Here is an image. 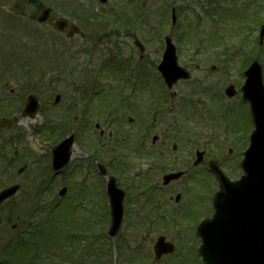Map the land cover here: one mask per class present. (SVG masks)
Listing matches in <instances>:
<instances>
[{
    "label": "rangeland",
    "instance_id": "1",
    "mask_svg": "<svg viewBox=\"0 0 264 264\" xmlns=\"http://www.w3.org/2000/svg\"><path fill=\"white\" fill-rule=\"evenodd\" d=\"M77 1L93 14L104 18L114 14L117 20L111 22L110 26L108 22L107 25L100 26L94 22L95 19L88 21L72 17L70 22L80 27L86 39H82L81 34L69 39L66 32L55 30L52 23L40 25L33 20L40 6L52 7L54 18L67 17L64 0H0V96L4 93L10 97V89L14 88L15 94L24 95L23 99L29 93H34L42 104L40 112L34 118L23 117L17 125L0 129V139L14 135L23 137L20 159L18 163L13 164L16 168L4 171L5 160L0 166V190L14 183L22 185L18 194L4 203L0 212V216L8 215L9 210L14 216L19 214L21 222L17 231L6 233L4 232L6 227H0V231L3 230L5 235V238L0 239V264H7L10 261L18 264L12 259L24 251V248L6 262L4 247L9 248L17 244L14 240L16 236L22 231L29 232L38 226L45 216L42 210L47 212L53 210L57 204L60 207L54 210V215L57 214V222L63 227L61 230L58 229L59 234L69 232L71 235L67 237L64 235L60 239L57 236V243L52 245L45 239L47 243L39 242L34 264H202L198 254L200 245L198 237L192 236L194 231L193 234L189 236L188 234L190 227H196L200 220L209 216V211H205L203 207H193L189 219L179 220L178 226L172 225L169 219L167 222L156 221L158 223L145 228L149 224L148 219L142 220L139 227V223L133 220L135 218L133 210L138 208L133 204V195L139 191L145 193L147 190L144 174L148 163H152L151 160L148 161V150L168 158L161 162L162 167L155 173L154 181H161L162 172L169 169L186 168L191 172H198L197 177L203 183L206 182V186L194 188L191 197L195 193H200L199 197L206 206L209 204L208 193L214 185L218 188L216 179L210 173H206L208 161H219L228 176H235L241 171L239 162L253 128L241 93L228 98L224 90L230 83L239 90L244 82L243 71L251 59L255 58L264 64V43L259 44L260 28L264 24V0H107L105 3L100 0ZM172 6L176 7L178 16L175 25H172L171 19ZM223 6L229 10L224 12V14L227 12V15L224 23H220L222 29L214 25L216 21L201 15L205 9L211 7L216 8V15L220 14ZM198 16L203 18L201 26L198 25L201 21H198ZM167 35L173 38L177 46L179 64L191 72L189 81L180 82L173 87V90L177 91V96L171 100L170 90L166 88L157 70L165 48L164 38ZM135 39L144 44V52L134 44ZM235 43L245 45V48L250 44L252 52L247 55L245 49L238 55L226 53L225 48ZM108 58L117 67L115 72L122 75L126 72L129 84H150L153 112L155 110L160 112L161 104L164 109V114L153 122L152 130L148 129L146 122L150 123L151 117L145 104L143 108L138 109L139 118L137 115V117L133 114L127 115L133 118L132 122L123 114L124 124L102 125L107 131L118 130L122 137L125 131L127 140L119 142L117 153L121 158L118 163L115 160L116 164L120 163L123 171H116L114 168L108 172L109 175L115 176L119 185L127 191L123 222L114 238L108 235L111 219L107 196L99 198L102 205L96 207L99 209L105 204L103 210L105 217L98 220V216L93 217L92 214H87V211L85 213L81 210V207L88 210L96 207L81 198L84 196L77 195L79 187L96 186L97 182L101 183L106 191L107 177L100 176L96 166L111 159L106 153L95 156L88 146L90 144L83 143L78 128V125L82 124L81 119L74 120L64 116L69 108L76 114L77 109L84 107L86 103L82 100V95L86 85L93 91L92 85H96V88L107 83L106 74H110L112 70L109 72L105 66L106 72H101L99 67L104 68L103 65ZM125 93L128 94L129 91L126 90ZM56 94L61 95L58 103H54ZM147 97L145 92L143 98L147 100ZM187 97L195 100V104L187 105L185 110H181L184 105L182 101ZM74 102L79 103V106L77 107ZM89 107V124L84 119L86 124L84 129L87 127L85 133L88 137L90 135L89 139H98L99 129L95 126L100 123V115L96 112L95 98L90 101ZM211 115L213 119H210ZM2 117L0 110V119ZM59 124L63 125L60 131L62 134L58 135L56 129L48 130L51 127H58ZM46 132L55 135H51L53 137L50 138L46 136ZM72 133L76 137L79 135L73 147L75 160L72 165H68L65 172L56 176L52 168H48L47 159L41 156L49 155L52 146ZM154 135H158L159 139L152 147ZM173 145H177L176 152ZM140 148L145 154L138 151ZM97 149L98 147L94 148L96 153ZM102 149L101 151L104 150ZM196 150H205L207 153L205 165L197 168L193 164ZM13 152L14 149H11L10 153ZM174 159L177 163L172 166ZM78 162L80 166L76 167L75 164ZM88 165L91 166L90 169L87 168ZM21 167L25 168L23 173L19 174L17 171ZM51 177L54 178L51 185L47 187L45 185L42 189V181H49ZM212 182L214 183L211 184ZM63 186H67L68 189L61 197L59 191ZM184 190L182 185L178 186L174 189L173 197ZM189 196L187 194L185 198L181 197L177 203L179 207L187 203ZM76 203L80 209L72 211ZM169 203L175 204V199ZM92 204L94 205V201ZM147 210L148 208L144 210V215ZM69 213L70 216L73 213L75 223L67 227L66 223L69 221H65V218ZM31 214L35 223L29 227ZM171 214L172 210L170 217ZM46 217H49L48 213ZM84 222L88 223L85 225ZM47 234L48 239L53 237L50 232ZM160 235H165L167 240L175 244V251L156 260L153 246ZM22 260L23 258H18L19 264H32L24 263Z\"/></svg>",
    "mask_w": 264,
    "mask_h": 264
},
{
    "label": "water",
    "instance_id": "2",
    "mask_svg": "<svg viewBox=\"0 0 264 264\" xmlns=\"http://www.w3.org/2000/svg\"><path fill=\"white\" fill-rule=\"evenodd\" d=\"M49 12L50 9H44L38 16V21H45ZM172 16L175 23V9H173ZM66 25L64 20H58L55 27L64 29ZM76 31L77 27L73 26L69 35H73ZM260 36L263 41L264 26ZM165 40L166 50L158 69L171 88L180 78H188L189 72L178 64L176 47L172 39L166 37ZM136 44L143 50L139 41H136ZM245 75L247 79L242 88L243 98L250 103L255 129L241 162L244 175L240 180L232 182L220 170L217 163H210L211 170L217 174L221 182V190L214 199L215 216L211 220L204 221L198 228V234L203 241L199 252L206 264H264V81L262 65L256 61L253 62ZM227 94L230 96L235 94L233 86L227 89ZM59 99L58 95L56 101ZM38 110L39 102L34 95L30 94L24 112L33 117ZM0 124L4 125L5 121H1ZM72 143L73 138L69 137L54 149L53 165L56 169L68 161ZM203 155L204 152H197L198 158L195 164L202 161ZM181 175L182 172L169 174L164 177L165 183ZM16 189L17 187H12L2 191L0 202L12 195ZM64 191L65 189L61 193ZM109 193L113 216L109 233L114 236L121 225L124 197V193L116 187L114 178L110 180ZM232 221L238 224L234 228L229 225ZM173 250V245L165 242L164 237H160L155 245L157 257Z\"/></svg>",
    "mask_w": 264,
    "mask_h": 264
},
{
    "label": "flooded vegetation",
    "instance_id": "3",
    "mask_svg": "<svg viewBox=\"0 0 264 264\" xmlns=\"http://www.w3.org/2000/svg\"><path fill=\"white\" fill-rule=\"evenodd\" d=\"M64 11L67 14V17L64 16H59L57 18H54V10L52 7H48V6H40V10L36 15V19L38 18V16L40 15L41 11L44 8H49L50 12L49 15L46 19V21L40 23V25L42 24H47V23H52L53 27L55 30L60 31V32H66V36L69 39H74L77 35L81 34V38L82 39H86L84 37V35H82L81 33V29L80 27L76 24V23H72L70 22V18L72 17H77L78 19H82V20H90V19H95L94 22L97 23V25H104L102 24L101 21V16H99L98 14H93L92 11L89 12V10H85L83 6H81V4L77 1V0H64ZM58 20H64L66 22V26L64 29H58L55 27V24L57 23ZM126 24V23H125ZM76 25L77 26V31L73 34V35H69L70 30L72 29V27ZM135 41V40H134ZM106 53V52H105ZM108 54V53H107ZM143 57V55H142ZM105 66H107V70L110 72L112 70V72L108 75V79H106V84H102L101 86H98L95 88L94 85H92L93 87V91L90 90L89 85H86L85 89L83 88L84 94L82 95V100H84V102L86 103L84 105L83 108L81 109H77V112L75 114L74 111H72V108H69V110L65 111V118L69 116V119H81L82 121L78 125L79 128V133L80 135H82V139H83V143L85 144H90L88 145L89 148L91 150H93L94 155L96 154L97 156H99L98 154H103L107 155V157H109L111 160L109 161H105L106 163L103 164V168L105 171L111 172L112 168H113V163L115 162V160H119L120 156H118L117 153V146L119 145V141H120V137L118 134V130L116 131H107V129L102 126V125H106V124H124V119L123 118V114H125L126 116L128 114H133V115H137L138 113V109L140 110L141 108H143V105L145 104L149 115H150V123L149 121H146L148 123V129L152 130L153 129V122L155 121V116H154V112H153V96L152 93L150 91V84H138V85H131L129 84V77H127L125 75L126 72H124V74L122 75V73H117L115 72L116 68L114 66V63H112L111 59H107V61L105 62V65H103L104 68H102L101 66L99 67V70H101V72H106ZM128 67V66H127ZM109 68V69H108ZM105 77V76H104ZM182 81H179V83ZM149 83V82H148ZM6 87H8L6 85ZM128 90L129 93L126 94L125 91ZM16 90L14 88L10 89V97H7L6 95H4V93L0 96V109H4L3 112H1V114L3 115L2 118H6L8 121V125L5 127H0V129H6V128H10L13 127L17 124H13V120H15L16 118L18 119L16 123H18V121L20 119L23 118L22 116V110H23V103L25 104L26 98H24L23 94H15ZM146 92V96L147 100H145L143 98V96L145 95ZM139 93H140V97H139ZM149 93V95H148ZM239 93V91H238ZM237 93V94H238ZM58 94H56L57 96ZM60 95V94H59ZM55 96V98H56ZM61 96V95H60ZM237 96V95H236ZM12 97V99H11ZM38 97V96H37ZM13 98L15 100H13ZM54 98V103H58L55 101ZM95 98V100L97 101V113H99V118H100V123L96 124V129H99V135H98V139H89L88 134L85 133V131H87V127L84 126L86 125V123H88L89 121V116H88V111L90 109V101ZM40 101V100H39ZM41 103V101H40ZM76 104V106H79V103L74 102ZM23 105V107H22ZM42 106V104H41ZM6 108V109H5ZM18 108H20V110H18ZM75 110V107H74ZM129 112V113H128ZM140 112V111H139ZM90 113V112H89ZM127 113V114H126ZM161 114H163V109L161 108ZM138 116V115H137ZM136 116V117H137ZM20 119H19V118ZM91 118V117H90ZM129 121H133V118L127 116ZM139 118V116L137 117ZM140 118H142L140 116ZM84 119H86L87 121H85ZM136 120V118H134ZM85 121V122H84ZM89 124V123H88ZM61 124L58 125V127H54V129H58L59 126ZM66 127V126H65ZM68 128V127H66ZM84 131V132H83ZM73 134V133H72ZM86 134V135H85ZM74 138L75 140L78 139V137H76L75 134ZM87 138V139H86ZM0 140H2L0 142V163L5 160L4 163H6V166L4 168V171L8 170H12L13 168H16L15 165L18 163V160L20 159L21 156V151H22V142L17 139L15 136H10V137H3ZM97 140H98V145H97ZM156 141H151V146L153 147ZM143 143V142H142ZM99 146V151L97 149V153L95 152L94 148ZM142 145V144H140ZM88 146L85 145V148L88 149ZM104 150H103V149ZM11 149H14V152L11 154L10 151ZM101 149L103 151H101ZM142 150V149H141ZM174 151L176 152L177 150L174 149ZM232 150H230L231 152ZM144 154L145 152L142 151ZM95 155V156H96ZM163 155V154H162ZM162 155H156L155 152L148 150L147 151V156H148V161L151 160L152 163H148L147 165V170H146V175L148 177V187H147V194L149 195L150 200L152 201L150 209H149V217L150 218H164L167 215V205L169 202H173V200H176V197L174 198L172 194H174V189H176L178 186L182 185L183 189H185L184 191H180L176 194L177 195H181V197L189 194L190 196L187 198V203L181 204L180 207L179 205L173 204L176 209H178L179 211H187L190 210V208L193 209V207L190 205V203H188V200L191 197V193L192 190L195 188L197 189L198 187H202V186H206V182L203 183L201 180H199V178L197 177L198 172L194 171L191 172L189 171V169H184L186 170L185 175H183V177H181L178 180H173L171 182H169L168 184H163V176L166 173L169 172H174L177 171V169H169L166 172H162V176H161V181H154L155 178V173L160 171L161 169V162L168 159L166 156H162ZM75 160V156L73 154L71 161H69L70 165H72V163ZM168 161V160H167ZM174 161H176L174 159ZM155 162V164H154ZM3 163L0 164V166ZM152 164V165H151ZM163 165V164H162ZM76 167L80 166V162L75 164ZM98 167V173L100 174V176H104L100 173V167L99 165L96 166V168ZM25 167H21L18 169L17 173L22 174L24 170H22ZM88 169L91 168L90 165L87 166ZM179 170H183V169H179ZM243 174L242 171H239V173L235 176H230L232 180H237L241 177V175ZM215 178V176H214ZM104 180V178L102 179ZM214 182H212L211 184H213ZM14 184H18V186H20L19 191L21 190L22 185L20 183H14ZM215 186V185H214ZM104 187H105V182H104ZM92 188H96L98 190V194L99 196H102L104 193V189L101 185V183L99 184V182L96 183V186H92ZM216 188V187H213ZM171 189V192H170ZM18 191V192H19ZM195 193V192H194ZM195 196L197 197L198 194L195 193ZM193 197V196H192ZM191 197V198H192ZM200 198V197H199ZM209 199V198H208ZM211 199V198H210ZM213 199V197H212ZM12 200V199H10ZM8 199L7 202L10 201ZM6 202V203H7ZM4 205V203H2L0 205V212L2 211V206ZM208 206V210L210 211V215L213 213V205L212 203L207 204ZM207 206L205 204H199L198 208H204L206 209ZM179 207V208H177ZM4 208V207H3ZM8 215L4 216L1 215L0 216V227L4 226L6 227L4 229V232H9V231H17L21 222H20V215H15L12 211H8L7 213ZM25 223V221H24ZM29 224V223H28ZM23 233V231L16 236L15 240H18L20 238V235ZM5 235L3 234V230L0 231V239L2 240ZM8 237V236H7ZM9 239H11V237H8ZM200 242V241H199Z\"/></svg>",
    "mask_w": 264,
    "mask_h": 264
}]
</instances>
